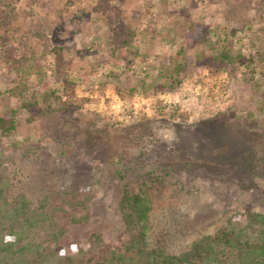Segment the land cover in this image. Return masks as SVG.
<instances>
[{"label": "rangeland", "instance_id": "rangeland-1", "mask_svg": "<svg viewBox=\"0 0 264 264\" xmlns=\"http://www.w3.org/2000/svg\"><path fill=\"white\" fill-rule=\"evenodd\" d=\"M0 116L10 198L89 197L73 264L260 241L264 0H0Z\"/></svg>", "mask_w": 264, "mask_h": 264}, {"label": "trees", "instance_id": "trees-1", "mask_svg": "<svg viewBox=\"0 0 264 264\" xmlns=\"http://www.w3.org/2000/svg\"><path fill=\"white\" fill-rule=\"evenodd\" d=\"M224 42L231 44L227 40ZM223 56L228 60L231 55L229 51H224ZM238 60L239 58H236L234 62L239 64ZM24 108L29 109L30 105H25ZM16 128L17 123L14 120L10 121L7 117L0 116V131L5 132ZM17 144L8 147L0 140V264H73L74 259L82 258L77 253L74 254L75 247L71 244L74 255L65 254L66 248L62 243L66 233L58 228V218L67 214L64 206H70L76 212L86 211L89 197L81 201L79 199L70 200L58 191V199L46 198L38 202L22 193L10 198L8 177L5 174L7 165L4 161L11 159L10 152L17 153L21 148ZM84 216L70 217L71 226H86L89 220L88 216ZM246 218L247 228L258 225V223L262 224L261 221H264V215L258 213H249ZM225 233L223 232V243L232 244L228 237L233 232L230 236ZM259 236L260 241L254 247H249L247 244L242 248L235 245L230 246L231 249H237L233 254L235 259L231 260L226 258L225 251L223 256L212 245L204 255L200 251L202 248L198 246L192 251L177 255L155 249H145L142 245L143 247L138 250V257H128L114 250L107 259L96 264H264V227H260ZM100 240L98 236H92L91 242L95 246L92 248V253L98 251L99 248L96 245ZM225 248L226 246L224 250Z\"/></svg>", "mask_w": 264, "mask_h": 264}]
</instances>
